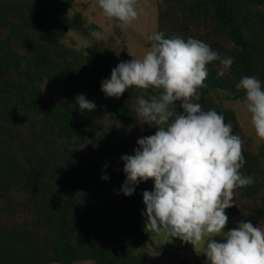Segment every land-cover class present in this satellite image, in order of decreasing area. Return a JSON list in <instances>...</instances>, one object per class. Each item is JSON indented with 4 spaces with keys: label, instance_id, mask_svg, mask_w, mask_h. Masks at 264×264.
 <instances>
[{
    "label": "trees",
    "instance_id": "1",
    "mask_svg": "<svg viewBox=\"0 0 264 264\" xmlns=\"http://www.w3.org/2000/svg\"><path fill=\"white\" fill-rule=\"evenodd\" d=\"M75 1L0 0V264H146L156 248L142 215V192L152 190L153 180L130 196L119 190L126 179L121 156L156 131L137 117L135 97L158 90L105 96L102 79L128 60V51L115 35L96 38L101 27L79 12L68 15ZM157 6V31L198 38L233 58L223 76L216 74L219 61L207 65L198 102L231 123L243 141L240 171L255 179L234 190L226 213L264 225V147L255 151L234 111L213 97L224 90L244 98L235 87L244 75L264 82V0H157ZM68 30L89 39L91 49L67 42ZM79 94L96 108L79 110Z\"/></svg>",
    "mask_w": 264,
    "mask_h": 264
},
{
    "label": "clouds",
    "instance_id": "2",
    "mask_svg": "<svg viewBox=\"0 0 264 264\" xmlns=\"http://www.w3.org/2000/svg\"><path fill=\"white\" fill-rule=\"evenodd\" d=\"M97 3L103 15L121 27L139 14L137 0ZM93 35L99 39L103 34ZM148 40L141 56L119 62L100 85L105 96L115 98L129 88L158 90L135 97L137 117L156 131L139 137L133 154L121 156L126 179L119 192L130 196L139 183L151 178L152 190L142 192L146 228L193 245L203 243L209 264H264V226L241 220L225 230L229 219L225 210L234 204V190L255 182L253 175L240 171L246 162L243 141L222 113L204 110L198 102L207 65L219 61L216 74L223 76L231 70L233 58L221 57L210 44L192 36L166 37L157 31ZM235 87L244 90L250 123L264 139V82L244 75ZM75 105L81 111L96 108L84 94L76 96Z\"/></svg>",
    "mask_w": 264,
    "mask_h": 264
},
{
    "label": "rangeland",
    "instance_id": "3",
    "mask_svg": "<svg viewBox=\"0 0 264 264\" xmlns=\"http://www.w3.org/2000/svg\"><path fill=\"white\" fill-rule=\"evenodd\" d=\"M137 9L138 17L130 25L120 26L118 35L115 33V21L103 15L97 0H76L67 11V14L72 15L79 12L83 16L85 23L93 22L99 25L102 29L103 40H108L115 35L116 43L126 47L128 60H130L133 58L132 56H141L143 54L151 43L148 40V36L158 29L157 0H137ZM66 40L69 43H73L81 51L87 52L91 49L89 39L74 30L66 32ZM213 97L222 105L234 111L242 132L248 138L255 151L264 147V139L256 135L250 123V116L246 111L244 98H231L224 90H218L213 94ZM228 217L225 230L237 227L239 222L237 218L230 215ZM153 233L156 248L146 254V264H209L206 255L203 253L205 248L203 243L193 245L191 242L182 241L179 237L171 238L164 232ZM213 238L216 240L223 239L220 236ZM74 264L93 263L76 262Z\"/></svg>",
    "mask_w": 264,
    "mask_h": 264
}]
</instances>
